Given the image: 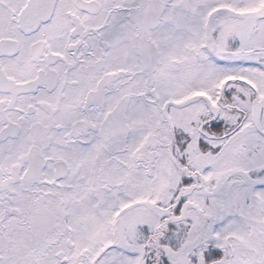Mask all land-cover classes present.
<instances>
[{
  "label": "snow or ice",
  "instance_id": "snow-or-ice-1",
  "mask_svg": "<svg viewBox=\"0 0 264 264\" xmlns=\"http://www.w3.org/2000/svg\"><path fill=\"white\" fill-rule=\"evenodd\" d=\"M0 264H264V0H0Z\"/></svg>",
  "mask_w": 264,
  "mask_h": 264
}]
</instances>
